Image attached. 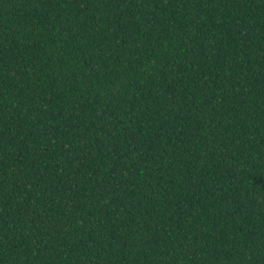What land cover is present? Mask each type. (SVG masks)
Listing matches in <instances>:
<instances>
[{"label":"trees","instance_id":"16d2710c","mask_svg":"<svg viewBox=\"0 0 264 264\" xmlns=\"http://www.w3.org/2000/svg\"><path fill=\"white\" fill-rule=\"evenodd\" d=\"M0 264H264V0H0Z\"/></svg>","mask_w":264,"mask_h":264}]
</instances>
